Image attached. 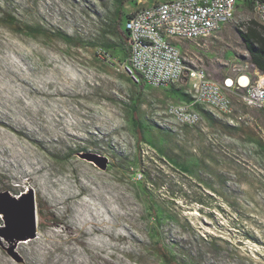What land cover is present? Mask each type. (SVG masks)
Wrapping results in <instances>:
<instances>
[{"label":"rangeland","instance_id":"374dc122","mask_svg":"<svg viewBox=\"0 0 264 264\" xmlns=\"http://www.w3.org/2000/svg\"><path fill=\"white\" fill-rule=\"evenodd\" d=\"M57 1L0 0V195L31 190L39 212L38 238L13 247L0 236V264H166L159 247L178 264H264V108L224 89L223 113L195 104L188 83H132L116 23L165 0ZM249 18L240 5L219 33L176 44L219 85L241 70L254 80L237 31ZM169 106H188L201 121L180 126ZM82 153L106 158V170ZM91 219L108 236L77 232Z\"/></svg>","mask_w":264,"mask_h":264},{"label":"built area","instance_id":"2783aa9c","mask_svg":"<svg viewBox=\"0 0 264 264\" xmlns=\"http://www.w3.org/2000/svg\"><path fill=\"white\" fill-rule=\"evenodd\" d=\"M238 0H165L137 9L125 21L129 55L122 69L132 83L154 88L188 83V94L195 104L230 113V102L223 90L241 92L249 108H264V73L255 70L256 79L241 70L237 77H226L221 85L209 80L203 70L191 68L176 42L205 40L219 33L235 19ZM255 19L264 26V0H252ZM247 78L246 86L240 78ZM166 115L180 126H196L198 112L188 106H169Z\"/></svg>","mask_w":264,"mask_h":264},{"label":"trees","instance_id":"16d2710c","mask_svg":"<svg viewBox=\"0 0 264 264\" xmlns=\"http://www.w3.org/2000/svg\"><path fill=\"white\" fill-rule=\"evenodd\" d=\"M240 5H243L245 8L253 11L252 0H238L237 7ZM129 16L130 14L125 18L122 25H120L119 21L116 23V29L122 41V45H121L122 50L127 56L129 55V42H128L127 31L125 30L124 27V23L129 18ZM5 22L9 26L17 25V21L12 16L10 18H7ZM0 24H1V19H0ZM20 31L25 32L27 35L30 36L43 34V32H41L39 29L32 28L29 26H24L23 28H21ZM237 31L241 41L243 42L245 50L249 54L251 64L261 73H264V26L259 24V22L255 18H249L248 20H245L240 27H237ZM64 40L67 41V39ZM139 86L141 88L144 87L145 86L144 82H141ZM132 113L135 114L136 111H132ZM133 123L137 128L138 132L141 133L142 128L140 126V122L137 120L136 117L133 118ZM149 210L153 214L154 221H157L158 218L156 213H154L155 209L152 204H149ZM157 254L163 259V261L166 264H178L174 260L173 256L163 248L159 247L157 250Z\"/></svg>","mask_w":264,"mask_h":264},{"label":"water","instance_id":"95a60500","mask_svg":"<svg viewBox=\"0 0 264 264\" xmlns=\"http://www.w3.org/2000/svg\"><path fill=\"white\" fill-rule=\"evenodd\" d=\"M82 159L95 164L100 170L107 168L108 161L106 158L98 157L93 154H83ZM31 190L22 194L19 198L10 196L7 192L0 195L4 200L0 201V218L3 220L5 227L0 228V236L15 245L21 242L25 243L28 239H19L21 233L25 237L34 238L35 229V201L33 194L29 196ZM26 195L27 199H23Z\"/></svg>","mask_w":264,"mask_h":264},{"label":"bare ground","instance_id":"6f19581e","mask_svg":"<svg viewBox=\"0 0 264 264\" xmlns=\"http://www.w3.org/2000/svg\"><path fill=\"white\" fill-rule=\"evenodd\" d=\"M49 1V0H48ZM50 3V2H49ZM93 3V2H92ZM57 4L58 5H63V3H62V1H60V0H58L57 1ZM54 5V4H53ZM11 7V6H10ZM57 7V6H56ZM70 7V6H69ZM77 12V11H76ZM6 14V13H5ZM5 16V15H4ZM10 18V17H9ZM49 19V18H48ZM12 20V19H11ZM56 24H57V22H56ZM59 25V24H58ZM25 29V28H24ZM15 30V29H14ZM42 30V29H41ZM49 31V30H48ZM24 34H25V32H24ZM57 34V33H56ZM26 45V44H25ZM40 45V44H39ZM42 46V45H41ZM22 48V47H21ZM47 48V47H46ZM48 49V48H47ZM50 50V49H49ZM48 50V51H49ZM57 51V50H56ZM55 54V53H54ZM58 56V55H57ZM60 56V55H59ZM57 68V67H56ZM77 68V67H76ZM53 69V68H52ZM55 71H56V69H55ZM58 71V70H57ZM9 72V71H8ZM62 72V71H61ZM18 73V72H17ZM60 75V74H59ZM17 76V75H16ZM63 77V76H62ZM21 78V77H20ZM57 78V77H56ZM61 78V77H60ZM59 78V79H60ZM13 79V78H12ZM72 79V78H71ZM28 80V79H27ZM66 80V79H65ZM72 80H74V79H72ZM70 81V80H69ZM72 82V81H71ZM239 82H240V84H242L243 86H246V84H247V82H248V80H247V78H245V77H243V78H240V80H239ZM65 84V83H64ZM70 84V83H69ZM75 85V84H74ZM26 87V86H25ZM76 87V86H75ZM39 90V89H38ZM71 90V89H70ZM75 91H76V89H75ZM26 92V91H25ZM71 92V91H70ZM26 94V93H25ZM30 95V94H29ZM32 97V96H31ZM38 97V96H37ZM44 98V97H43ZM66 99V98H65ZM69 98H67V100H68ZM56 100V99H55ZM67 100H66V102H67ZM65 102V103H66ZM69 102V101H68ZM68 104V103H67ZM63 105V104H62ZM70 105V104H69ZM71 105H72V103H71ZM74 105V104H73ZM61 106V105H60ZM63 107V106H62ZM65 108V107H64ZM56 110V109H55ZM24 111V110H23ZM66 111V110H65ZM68 111V110H67ZM74 111V110H73ZM29 112V111H28ZM63 112V111H62ZM72 112V111H71ZM83 112V111H82ZM24 113V112H23ZM91 113V112H90ZM93 113V112H92ZM72 114V113H71ZM29 115H30V112H29ZM35 115V114H34ZM53 115H56L55 113L53 114ZM62 115V114H61ZM75 115V114H74ZM76 117V116H75ZM51 118V117H50ZM77 118V117H76ZM33 120V119H32ZM51 120H53V119H50V122H51ZM81 120V119H80ZM60 121V120H59ZM82 121V120H81ZM47 122V121H46ZM8 123V122H7ZM53 123V122H52ZM51 123V124H52ZM58 123V122H57ZM24 126V125H23ZM42 126V125H41ZM48 126V125H47ZM32 128V127H31ZM38 128H39V126H38ZM30 129V128H29ZM59 129V128H58ZM73 129V128H72ZM34 130V129H33ZM74 130V129H73ZM76 130V129H75ZM57 131V130H56ZM15 132V131H14ZM36 132V131H35ZM56 134H57V132H55ZM74 133H75V131H74ZM84 133V132H83ZM77 134V133H76ZM43 135V134H42ZM58 135V134H57ZM49 136H50V134H49ZM64 136V135H63ZM5 138V137H4ZM3 139V138H2ZM26 139V138H25ZM66 139V138H65ZM4 140V139H3ZM78 140V139H77ZM27 141V140H26ZM52 141V140H51ZM68 141V140H67ZM83 142V141H82ZM1 143V142H0ZM60 143H61V141H60ZM2 144V143H1ZM37 144V143H36ZM32 145H34V144H32ZM39 145V144H38ZM2 146V145H1ZM35 146V145H34ZM52 146V145H51ZM75 146V145H74ZM41 148V147H40ZM65 149V148H64ZM39 151V150H38ZM40 153H41V151H40ZM47 153V152H46ZM43 154V153H42ZM83 154V153H82ZM98 156V155H97ZM79 159V158H78ZM83 161V160H82ZM81 161V162H82ZM18 162H19V160H18ZM84 162V161H83ZM8 163V162H7ZM10 163V162H9ZM11 165V164H10ZM87 166V165H86ZM90 167H91V165H90ZM92 168H94V167H92ZM61 169V168H60ZM80 169V168H79ZM67 171V170H66ZM17 172H18V170H17ZM93 172V171H92ZM74 173V172H73ZM82 173H83V171H82ZM19 174V173H18ZM90 175V174H89ZM17 177V176H16ZM106 177V176H105ZM19 178V177H18ZM98 178V177H97ZM30 179V178H29ZM91 179V178H90ZM18 180V179H17ZM86 180V179H85ZM88 180V179H87ZM86 180V181H87ZM83 181V180H82ZM95 182V181H94ZM35 183V182H34ZM33 183V184H34ZM75 183H77L76 181H75ZM86 183V182H85ZM89 183V182H88ZM100 183V182H99ZM39 184V183H38ZM104 184V183H103ZM26 185V184H25ZM86 185V184H85ZM84 185V186H85ZM91 185V184H90ZM96 185V184H95ZM87 186H89V185H87ZM99 186V185H98ZM105 186V185H104ZM41 187V186H40ZM44 187V186H43ZM39 188V187H38ZM89 188V187H88ZM95 188V187H94ZM30 189V188H29ZM92 189H93V187H92ZM44 190V189H43ZM99 190H100V188H99ZM102 190V189H101ZM45 192V191H44ZM91 192H93V191H91ZM46 193V192H45ZM32 195V192L31 193H29V196H31ZM88 195V194H87ZM37 196V195H36ZM36 196H34V201H35V229H36V236L34 237V238H30V237H25V236H20L19 237V239H28V241H33L34 239H36V238H38V235H39V230H38V227H39V212H38V208H37V205H36ZM40 196V195H39ZM106 197H107V194L105 195ZM109 196H110V194H109ZM99 197V196H98ZM101 197V196H100ZM103 197V196H102ZM101 197V198H102ZM90 198V197H89ZM92 198V197H91ZM23 199L25 200V199H27V197H26V195H24L23 196ZM114 199V198H113ZM115 200V199H114ZM108 201V200H107ZM122 202V201H121ZM54 203V202H53ZM73 204V203H72ZM108 204V203H107ZM119 204V203H118ZM79 205V204H78ZM89 205V204H88ZM59 206H61V205H59ZM91 206V205H90ZM94 206V205H93ZM103 206H104V204H103ZM87 207V206H86ZM119 207V206H118ZM121 207V206H120ZM129 207V206H128ZM62 208V207H61ZM116 208V207H115ZM71 209V208H70ZM69 209V210H70ZM73 209V208H72ZM105 209H106V207H105ZM74 210V209H73ZM85 210V209H84ZM88 210V209H87ZM111 210V209H110ZM114 211V210H113ZM117 211V210H116ZM131 211V210H130ZM118 212H119V210H118ZM138 212V211H137ZM123 213V212H122ZM121 213V214H122ZM78 214V213H77ZM79 214L81 215V211L79 210ZM113 214V213H112ZM119 214V213H118ZM85 215H87V214H85ZM123 215H124V213H123ZM71 216H72V214H71ZM73 216H75L76 217V215H73ZM121 216V215H120ZM141 217V216H140ZM78 218V217H77ZM74 219V218H73ZM85 219V218H84ZM95 219V217H93V220ZM83 220V219H82ZM92 219L91 220H89L88 222H85L84 224H82V227H81V230H77V232L78 233H80V234H83L84 236L85 235H88V236H93V235H96V234H99V233H103L104 235H107V234H109L108 232L106 233L105 232V230L103 231V229H101V225L103 224H105L106 225V223L105 222H103L101 225H99L97 222H95V221H93ZM130 220V219H129ZM132 220V219H131ZM169 221V220H168ZM100 223V222H99ZM171 223H172V221H171ZM127 224V223H126ZM142 224H144V223H142ZM86 225H89L90 227H89V229L87 230V231H84V229H86ZM173 225H175V224H173ZM168 226V225H167ZM183 226V225H182ZM128 227V226H127ZM130 227V226H129ZM111 228H114V227H111ZM144 228V227H143ZM115 229V228H114ZM131 229V228H130ZM133 230H135L136 231V229L134 228ZM133 230H132V232H133ZM143 231H141V233H142ZM177 232V231H176ZM145 233V232H144ZM188 233H190V232H188ZM133 234V233H132ZM148 234V233H147ZM136 235V234H135ZM145 235V234H144ZM143 235V236H144ZM149 235V234H148ZM108 236V235H107ZM137 236V235H136ZM70 238L73 240V241H75L76 242V238H74V237H72V236H70ZM112 238V237H111ZM150 238V237H149ZM192 238V237H191ZM168 239V238H167ZM118 240V239H117ZM124 240V239H123ZM191 240V239H190ZM115 241V240H114ZM140 241V240H139ZM110 242V241H109ZM21 243H23V242H21ZM20 243V244H21ZM142 243V242H141ZM78 244H80V243H78ZM143 244V243H142ZM143 246V245H142ZM180 246V245H179ZM177 247V246H176ZM181 251V250H180ZM140 253H141V251H140ZM184 253V252H183ZM126 254V253H125ZM182 254V253H181ZM185 256V255H184ZM185 258V257H184ZM151 263V262H150Z\"/></svg>","mask_w":264,"mask_h":264}]
</instances>
